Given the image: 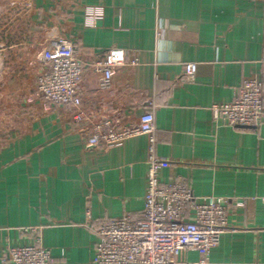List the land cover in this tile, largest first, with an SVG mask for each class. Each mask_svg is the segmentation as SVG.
Returning <instances> with one entry per match:
<instances>
[{"label": "crops", "instance_id": "0c3cea01", "mask_svg": "<svg viewBox=\"0 0 264 264\" xmlns=\"http://www.w3.org/2000/svg\"><path fill=\"white\" fill-rule=\"evenodd\" d=\"M89 8L102 17L86 19ZM57 36L72 39L83 66L81 122L73 107L36 95L40 56ZM110 47L126 62L101 89L95 64ZM263 69L264 0H0V264L9 247L36 238L50 264H95L94 229L142 217L150 145L169 161L163 182L181 176L195 196L226 199L227 227L206 264H264V115L232 127L211 113ZM146 111L152 140L85 146L94 122L130 125ZM200 257L184 250L176 264Z\"/></svg>", "mask_w": 264, "mask_h": 264}, {"label": "built area", "instance_id": "2783aa9c", "mask_svg": "<svg viewBox=\"0 0 264 264\" xmlns=\"http://www.w3.org/2000/svg\"><path fill=\"white\" fill-rule=\"evenodd\" d=\"M102 17V9L89 8L86 19ZM44 69L36 79V95L48 103L67 105L75 109L73 118L84 121L79 110V84L83 66L76 56L72 39L57 36L41 54ZM126 62V52L110 47L95 66L100 72L99 87L111 86L113 71ZM136 58L131 60L135 64ZM197 65L184 66L187 81L194 79ZM212 119L232 127L257 126L264 115V69L259 76L246 77L239 84L234 97L227 102L211 105ZM154 116L144 112L136 123L120 126L117 118L103 117L91 124L86 138L87 148H108L126 139L146 134L152 140ZM147 186L142 217L133 220L128 213L102 223L94 231L99 240L95 246V264H176L184 250L201 252L199 264H206L210 250L215 247L227 227L226 199L210 195L199 198L181 176L171 181L160 179V170L169 161L148 155ZM36 230V227H25ZM51 254L39 238L32 244L9 247L3 264H50Z\"/></svg>", "mask_w": 264, "mask_h": 264}]
</instances>
